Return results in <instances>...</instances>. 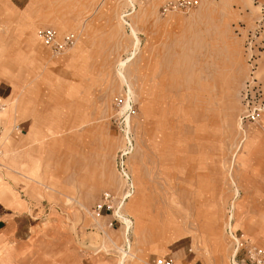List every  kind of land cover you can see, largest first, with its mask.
Returning a JSON list of instances; mask_svg holds the SVG:
<instances>
[{
    "label": "rangeland",
    "instance_id": "1",
    "mask_svg": "<svg viewBox=\"0 0 264 264\" xmlns=\"http://www.w3.org/2000/svg\"><path fill=\"white\" fill-rule=\"evenodd\" d=\"M178 1L0 0V264L264 248V0ZM46 27L76 45L53 55Z\"/></svg>",
    "mask_w": 264,
    "mask_h": 264
},
{
    "label": "built area",
    "instance_id": "2",
    "mask_svg": "<svg viewBox=\"0 0 264 264\" xmlns=\"http://www.w3.org/2000/svg\"><path fill=\"white\" fill-rule=\"evenodd\" d=\"M170 7H190V3L185 0H180L175 4L169 5ZM37 37L39 40L51 51L53 55H62L72 49L77 43V36L74 33H68L61 35L55 28L46 27L40 28L37 31ZM5 107V104L0 101V115ZM16 130L20 129V125L15 126ZM2 132L1 117H0V133ZM2 152L0 149V156ZM127 177V174L124 173ZM114 209V199L111 193H104L102 199L97 206L98 213L101 211H111ZM233 236V234H232ZM236 242V249L233 258V264H264V248H261L254 244L250 239L244 235L239 237L233 236ZM244 251V256L240 258L241 252ZM149 264H175L172 258H158L153 260Z\"/></svg>",
    "mask_w": 264,
    "mask_h": 264
},
{
    "label": "bare ground",
    "instance_id": "3",
    "mask_svg": "<svg viewBox=\"0 0 264 264\" xmlns=\"http://www.w3.org/2000/svg\"><path fill=\"white\" fill-rule=\"evenodd\" d=\"M134 33H135V31H134ZM245 136H246V139L249 138L247 134H245ZM246 139H245V140H246ZM255 145H256V142L252 139V140L250 141V143H249V148H248V151H247L246 155L249 154V153L251 152V150H253V148L255 147ZM246 155H245V157H246ZM248 156H249V155H247V157H248ZM128 196H129V195H128ZM119 207H120V206H119ZM116 214H117L119 217H121V218L123 219V221L126 223L127 228H128V230H129V228L131 227V220H129V219L126 217V215L122 212L121 207L118 208V210H116ZM121 261H122V260H121ZM120 264H123V263L121 262Z\"/></svg>",
    "mask_w": 264,
    "mask_h": 264
},
{
    "label": "crops",
    "instance_id": "4",
    "mask_svg": "<svg viewBox=\"0 0 264 264\" xmlns=\"http://www.w3.org/2000/svg\"><path fill=\"white\" fill-rule=\"evenodd\" d=\"M36 38H37V40L38 41H40L39 40V38L37 37V32H36ZM41 42V41H40ZM42 43V42H41ZM43 44V43H42ZM44 45V44H43ZM45 46V45H44ZM45 48H47L46 46H45ZM47 50L51 53V51L47 48ZM4 121H5V119L2 117L1 118V126H3V124H4ZM16 132H18V131H16ZM2 133V132H1ZM0 133V134H1ZM3 134V133H2ZM1 134V135H2ZM1 135H0V137H1ZM15 142V141H14ZM21 142V141H20ZM20 142H18V143H20ZM16 143V142H15ZM1 144V143H0ZM1 152H3L2 150H1ZM101 199H102V197H101ZM104 211H106V210H104ZM5 221H3V220H1L0 219V234H2L4 231H5V223H4ZM246 238H248V239H250L254 244H256L257 246H259V247H261L260 245H258L257 243H255L250 237H248V236H246ZM261 248H263V247H261Z\"/></svg>",
    "mask_w": 264,
    "mask_h": 264
}]
</instances>
